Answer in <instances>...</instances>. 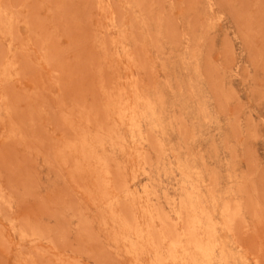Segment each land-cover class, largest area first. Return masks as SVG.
Here are the masks:
<instances>
[{
  "label": "rangeland",
  "instance_id": "rangeland-1",
  "mask_svg": "<svg viewBox=\"0 0 264 264\" xmlns=\"http://www.w3.org/2000/svg\"><path fill=\"white\" fill-rule=\"evenodd\" d=\"M0 264H264V0H0Z\"/></svg>",
  "mask_w": 264,
  "mask_h": 264
}]
</instances>
